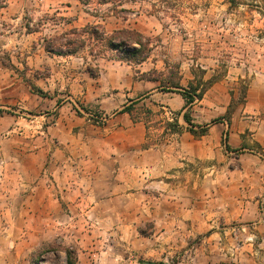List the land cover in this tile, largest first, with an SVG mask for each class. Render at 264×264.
Instances as JSON below:
<instances>
[{
  "label": "crops",
  "instance_id": "1",
  "mask_svg": "<svg viewBox=\"0 0 264 264\" xmlns=\"http://www.w3.org/2000/svg\"><path fill=\"white\" fill-rule=\"evenodd\" d=\"M131 68L108 64L75 85L73 101L108 114V123L70 111L55 118L48 129L58 143L43 145V178L0 183L5 219L12 223L21 199L17 209L43 217V232L71 242L84 263L117 245L125 264L170 263L190 252L186 264H264V96L251 105L249 91L228 122L222 83L186 107L158 82L134 80ZM51 102L57 110L58 97ZM133 103H147L163 124L176 119L180 130L148 131L123 112ZM185 114L207 133L196 138ZM54 117L43 116V126Z\"/></svg>",
  "mask_w": 264,
  "mask_h": 264
},
{
  "label": "rangeland",
  "instance_id": "2",
  "mask_svg": "<svg viewBox=\"0 0 264 264\" xmlns=\"http://www.w3.org/2000/svg\"><path fill=\"white\" fill-rule=\"evenodd\" d=\"M125 30L143 35L142 64L125 62L106 47L105 40ZM108 64L131 66L137 81L159 80L163 92L171 89L170 81L186 90L213 81L211 87L222 83L239 101L247 88L245 103L251 91L250 104L257 105L264 96V0H243L235 10L223 0H8L0 8V183L43 178V145L58 143L48 128L63 113L82 115L98 127L108 123V114L73 101L75 85H83L84 76L97 79ZM57 97L53 111L51 99ZM146 104H131L133 116L152 131L170 132L167 124L175 119L163 124ZM221 113L215 109L212 116ZM51 115L43 126V116ZM1 206L0 264H90L71 242L44 233L43 217L23 215L17 209L21 199L11 224ZM191 255L168 264H186ZM91 264L125 262L113 245Z\"/></svg>",
  "mask_w": 264,
  "mask_h": 264
},
{
  "label": "trees",
  "instance_id": "3",
  "mask_svg": "<svg viewBox=\"0 0 264 264\" xmlns=\"http://www.w3.org/2000/svg\"><path fill=\"white\" fill-rule=\"evenodd\" d=\"M88 1V0H83ZM103 4H107L109 2L115 1V0H99ZM8 0H0V8H4L7 4ZM223 2L228 5L229 10H235L238 9L241 5L243 0H223ZM119 35H124L125 38L120 37ZM119 36V38H118ZM143 35L135 32V31H119L116 32L115 35H112L107 40H105L106 47L110 48L111 50H114L120 54V59L123 61H127L129 63L134 64H142L146 61V57L143 56V52L147 49V46L143 42ZM66 45H69L68 43ZM75 51H71L70 54H74ZM148 81L157 82L159 80L156 79H147ZM215 81V80H214ZM215 83L213 81L206 82L205 86L200 90V86H194L193 83L191 86L186 90L184 89L180 83L170 81V87L171 89L169 92H176L183 96V98L186 101V107H191L196 102L201 101L205 95V93L211 88L212 84ZM163 87H167L166 85H163ZM33 89L37 93H41V90H39L37 87L33 86ZM247 88L244 89L241 99L239 101H236L233 97L231 99V103L228 106L227 112L225 114V119L227 121H231V117L234 114L235 110L239 105H243L246 100L247 96ZM134 108L133 106H127L124 108L123 112L131 114L134 121H137L138 119L133 116ZM185 121L190 125L189 131L196 137L201 138L204 136L209 127L199 128L198 130L195 129V126L191 124V119L189 118V115H184ZM149 131V127H147ZM167 129L173 130V131H179V124L178 121L175 119L174 122L167 124Z\"/></svg>",
  "mask_w": 264,
  "mask_h": 264
},
{
  "label": "water",
  "instance_id": "4",
  "mask_svg": "<svg viewBox=\"0 0 264 264\" xmlns=\"http://www.w3.org/2000/svg\"><path fill=\"white\" fill-rule=\"evenodd\" d=\"M144 264H155V263L146 262ZM163 264H168V263H163Z\"/></svg>",
  "mask_w": 264,
  "mask_h": 264
}]
</instances>
